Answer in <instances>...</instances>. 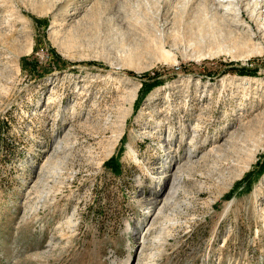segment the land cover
Segmentation results:
<instances>
[{
  "label": "rangeland",
  "instance_id": "374dc122",
  "mask_svg": "<svg viewBox=\"0 0 264 264\" xmlns=\"http://www.w3.org/2000/svg\"><path fill=\"white\" fill-rule=\"evenodd\" d=\"M246 3L0 0V264H264Z\"/></svg>",
  "mask_w": 264,
  "mask_h": 264
},
{
  "label": "bare ground",
  "instance_id": "6f19581e",
  "mask_svg": "<svg viewBox=\"0 0 264 264\" xmlns=\"http://www.w3.org/2000/svg\"><path fill=\"white\" fill-rule=\"evenodd\" d=\"M243 1H247V3L245 4L247 10H251V8H254L252 12H254L258 8V6H262V4H264V0H218L220 5H222V7H225L228 11L234 10V13L238 12V14L235 15V18H237L238 15H240V9H239L238 5H240V3H242ZM225 3H228V4L225 5ZM213 6L210 7L207 4H205V6H203V8H205V10L203 11L204 12V16H205L204 18H207V19L210 18V19H212L211 22H213L214 25L218 24L220 27L225 28V31H227L226 34H227L228 38L233 40V45H234V47L236 49L248 48L250 46L249 44H251L253 46V48L256 47V43H254V41L252 39V37L255 38V35L254 36H252V35H248V36H243V35L233 36V33H234L235 30H233L229 26V24H231L232 26H235V27L242 26L243 22H244L242 19H240V18L239 19H234V20H237V21H242L241 23H232L231 22V23L228 24V23L225 22V21H228V20L226 19V17H223L224 14L223 15H219V13L217 12V8L213 9ZM230 6H234V8H229ZM206 11H207V14H206ZM0 35L2 36L3 34L0 32ZM262 36H263L262 38L264 39V34ZM1 39H2V37H0V40ZM219 48H221V47H219ZM257 48L259 50H263V47L257 46ZM121 138H122V136L119 137L116 140V142L118 143L119 139H121ZM194 146L196 147L195 143H194ZM193 157H195V156H193Z\"/></svg>",
  "mask_w": 264,
  "mask_h": 264
},
{
  "label": "trees",
  "instance_id": "16d2710c",
  "mask_svg": "<svg viewBox=\"0 0 264 264\" xmlns=\"http://www.w3.org/2000/svg\"><path fill=\"white\" fill-rule=\"evenodd\" d=\"M4 124H5V121L3 122V121L0 120V131H2V129H3L2 126ZM2 136H3V133L0 132V140L2 139Z\"/></svg>",
  "mask_w": 264,
  "mask_h": 264
}]
</instances>
